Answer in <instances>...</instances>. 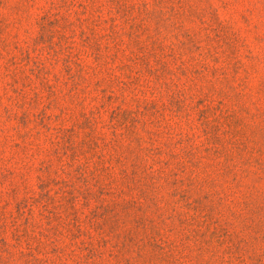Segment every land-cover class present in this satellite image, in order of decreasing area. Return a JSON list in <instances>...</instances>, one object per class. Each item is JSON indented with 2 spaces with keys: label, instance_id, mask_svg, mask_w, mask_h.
<instances>
[{
  "label": "rangeland",
  "instance_id": "1",
  "mask_svg": "<svg viewBox=\"0 0 264 264\" xmlns=\"http://www.w3.org/2000/svg\"><path fill=\"white\" fill-rule=\"evenodd\" d=\"M0 264H264V0H0Z\"/></svg>",
  "mask_w": 264,
  "mask_h": 264
}]
</instances>
